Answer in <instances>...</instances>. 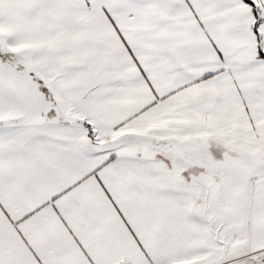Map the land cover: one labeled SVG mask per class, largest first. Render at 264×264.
Listing matches in <instances>:
<instances>
[{
    "label": "snow or ice",
    "instance_id": "snow-or-ice-1",
    "mask_svg": "<svg viewBox=\"0 0 264 264\" xmlns=\"http://www.w3.org/2000/svg\"><path fill=\"white\" fill-rule=\"evenodd\" d=\"M0 264H264V0H0Z\"/></svg>",
    "mask_w": 264,
    "mask_h": 264
}]
</instances>
